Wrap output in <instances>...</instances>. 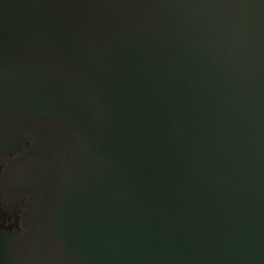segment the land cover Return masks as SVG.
I'll use <instances>...</instances> for the list:
<instances>
[{
	"label": "water",
	"instance_id": "1",
	"mask_svg": "<svg viewBox=\"0 0 264 264\" xmlns=\"http://www.w3.org/2000/svg\"><path fill=\"white\" fill-rule=\"evenodd\" d=\"M0 264H264V0H0Z\"/></svg>",
	"mask_w": 264,
	"mask_h": 264
},
{
	"label": "flooded vegetation",
	"instance_id": "2",
	"mask_svg": "<svg viewBox=\"0 0 264 264\" xmlns=\"http://www.w3.org/2000/svg\"><path fill=\"white\" fill-rule=\"evenodd\" d=\"M17 154L13 151L7 155H0V173L4 172L9 162ZM26 198L20 205L16 203H6L0 192V230H20L22 228V220L24 217V205Z\"/></svg>",
	"mask_w": 264,
	"mask_h": 264
}]
</instances>
